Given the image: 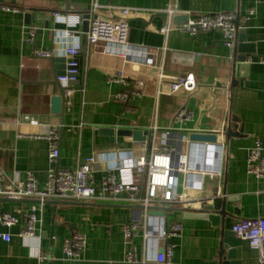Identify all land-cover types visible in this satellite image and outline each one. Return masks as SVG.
Segmentation results:
<instances>
[{
	"label": "crops",
	"instance_id": "obj_1",
	"mask_svg": "<svg viewBox=\"0 0 264 264\" xmlns=\"http://www.w3.org/2000/svg\"><path fill=\"white\" fill-rule=\"evenodd\" d=\"M95 1L141 9L128 19L130 58L106 51L103 42L88 44L85 20L75 19L86 17ZM171 4L181 12L173 17L174 25L204 13H234L239 25L234 48L224 42L219 30L192 33L174 27L167 33L165 10ZM250 9L254 13L247 19ZM67 28L78 35L75 58L80 84L60 82L58 74L65 71L67 61L53 62L55 57L67 59V41L60 37ZM139 48L156 53L157 67L139 61ZM39 51L51 56H41ZM240 55L245 60H238ZM261 57L264 0H0V166L9 172L20 171L21 178L31 171L41 186L46 185L49 142L20 134H35L42 125H50L60 133L57 165L76 167L96 156L91 180L99 190L115 159H150L153 145L161 144L163 131L223 132L218 140L223 144L220 168L203 173L201 189L187 188L185 175L180 173L177 193L185 194L189 209H199L202 199L217 195L227 200L229 211L239 209L236 219L264 217V177L250 174L246 167L248 150L258 137L264 147ZM119 71H124L123 81L113 79ZM186 73H193L195 90L172 92L175 77ZM138 79L143 82L141 94L117 98L120 93H130ZM63 88L71 94L65 96L62 110L53 112L52 99ZM182 107L191 116L176 121L175 114ZM33 120L40 125L32 124ZM188 144L183 143L185 153ZM114 172L119 179L135 182L145 195L146 169ZM184 203L169 204L164 216L151 213L158 215L165 230L181 223L182 231L161 238L152 229L145 241L140 229L134 238L140 261L131 263L126 260L124 228L132 219L133 207L126 201L49 200L40 208L35 199L0 197V213L18 217L12 226L0 223V231L11 235L8 242L0 238V264H161L156 255L167 246L173 247L174 264H264L258 252L237 236L235 256L222 259L223 227L208 217L187 215L182 210ZM33 206L35 235L21 236L25 214ZM73 232L85 234L87 244L79 258L71 259L65 256L63 245ZM41 249L53 258L40 261Z\"/></svg>",
	"mask_w": 264,
	"mask_h": 264
},
{
	"label": "built area",
	"instance_id": "obj_2",
	"mask_svg": "<svg viewBox=\"0 0 264 264\" xmlns=\"http://www.w3.org/2000/svg\"><path fill=\"white\" fill-rule=\"evenodd\" d=\"M141 9L135 7H123L117 5H101L95 1L87 17L77 16L75 20H88L89 26L86 32L88 44L103 42L106 51L121 53L129 56L131 50L128 42L129 25L128 19L131 14ZM167 23L165 31L168 33L174 27L182 30L197 33L199 31L219 30L223 35L224 42L234 48L239 25L236 22V15L230 12L204 13L196 20L183 24L174 25L173 17L181 12L175 4H171L166 10ZM254 13L250 9L247 19ZM58 14V13H57ZM66 39L67 45L64 52L67 58L66 68L58 80L63 84L77 79L79 62L75 58L79 53L78 35L74 30L65 29L61 36ZM41 56H51V53L39 51ZM139 61L146 65L157 67L156 53L147 49L137 50ZM130 58V56H129ZM136 61V62H139ZM264 63V58L259 59ZM114 80H124V71L113 75ZM143 82L138 79L134 89L130 93H120L119 99H127L130 94L139 95L142 93ZM196 88V81L193 73H186L175 77L171 85V91L179 90L193 91ZM70 89L65 88V96H69ZM190 111L186 107L180 108L175 114L176 121L189 119ZM32 124L40 125L37 120ZM218 140L223 132H216ZM22 137H34L46 139L50 145L48 181L41 186L34 173L27 171L23 178L18 170L11 172L0 166V197L10 199H35L40 208L49 200H69L79 202L89 201H126L133 207L131 221L124 228L125 243L128 246L126 260L131 263L139 262L134 238L140 229H143L145 241H148L152 229H156L159 237L179 234L182 231L181 223H174L170 230H165L159 224L158 215L151 212H159L157 209H150V206H168L178 201L185 202V194L177 193L179 174L183 173L186 178L187 188H202L203 173H214L221 166L223 156V144L190 142L186 134H177L171 130L162 132L160 145H153L150 159L140 157L139 159L117 158L113 168L107 169L105 177L99 190L93 185L91 177L93 164L96 156H90L81 161L76 167H59L57 161L60 154V133L50 125H42L40 131L35 134H20ZM188 144L187 152L182 151L183 143ZM264 147L261 138H257L254 145L247 153V171L258 177H264ZM136 168L138 171L147 170L148 180L145 195L140 194V188L133 181L119 179L114 171L129 170ZM114 170V171H113ZM199 170V172L197 171ZM125 194H129L126 196ZM185 204V203H184ZM190 203L185 204L189 208ZM36 206L32 211L25 214L26 226L20 231L21 236L30 237L35 235L37 216ZM18 222V217L8 213H0V223L5 226H12ZM232 231L240 239L246 240L252 249L258 252L260 262H264V217L241 218L233 225ZM0 238L10 241L11 235L0 231ZM87 244V237L80 232H73L65 239L63 250L67 258H79L82 250ZM53 256L41 249L39 260L52 259ZM156 261L161 264H174L173 247L167 246L162 253H157Z\"/></svg>",
	"mask_w": 264,
	"mask_h": 264
},
{
	"label": "water",
	"instance_id": "obj_3",
	"mask_svg": "<svg viewBox=\"0 0 264 264\" xmlns=\"http://www.w3.org/2000/svg\"><path fill=\"white\" fill-rule=\"evenodd\" d=\"M87 17V15H86ZM85 28L88 29L89 23L88 20L84 21ZM246 57L239 56L238 60L243 61ZM64 60L67 61V59H64L63 57H55L53 58V62L59 63L63 62ZM79 70V65H78ZM64 72L59 73L58 76L63 75ZM77 79L74 81H70L69 84H80V76L81 72L78 71L76 74ZM65 102V88L62 89L60 95H56L52 99V111L53 112H60L63 107V103ZM227 128H224V131ZM230 131V128H229ZM124 132V131H123ZM131 133L128 131V134ZM228 134H232L229 132ZM187 135V139L190 142H199V143H216L218 141V136L216 133H206V132H198L194 131ZM228 200H232V198H228ZM209 201H212L211 203ZM226 199L221 200L219 196L215 195L213 197L204 198L201 200V207L199 209H189V208H182L189 216H195V217H208L214 224L221 225L223 228V242L221 245V258H232L235 256V246L237 243H239L238 240H235L234 236L236 234L232 231L233 225L237 222L238 219L237 216L240 215L239 209L236 207L233 209V211H229L226 206ZM55 203H58V201H54ZM150 209H157L159 210V214L161 216H164L166 214V211L169 210L167 206H150ZM153 213V212H151ZM164 251L163 248L159 249V252L162 253ZM226 251V254L224 255V252Z\"/></svg>",
	"mask_w": 264,
	"mask_h": 264
}]
</instances>
